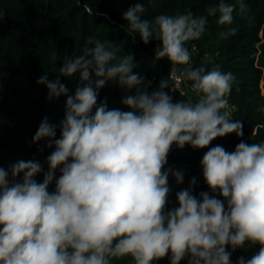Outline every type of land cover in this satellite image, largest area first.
<instances>
[{"label":"clouds","instance_id":"1","mask_svg":"<svg viewBox=\"0 0 264 264\" xmlns=\"http://www.w3.org/2000/svg\"><path fill=\"white\" fill-rule=\"evenodd\" d=\"M234 10L221 2L207 14L219 12L218 24L231 25ZM144 11L136 3L123 13L128 30L145 44L161 41L157 59L189 64L186 43L201 37L206 18L188 11L149 21ZM88 43L84 54L59 69L65 77L79 73L80 80L66 100L60 138L51 140L56 127L47 118L33 137L55 145L43 182L35 179L43 171L38 161L10 165L11 181L0 167V264H113L124 257L154 264L169 254L170 264L185 258L187 264H232L226 248L245 244L259 245V251L237 264H264V142L241 140L232 152L210 148L200 162L203 178L224 199L209 192L197 198L185 189L176 194L177 206L167 209L169 175L183 182L182 172L165 168L173 144L201 149L217 137L243 135L228 111L235 76L187 69L184 77L198 99L174 102L163 80L148 92L151 81L133 74L132 54L120 57L118 48L99 39ZM109 81L136 89L121 101L129 110H110L106 102L97 106L98 90ZM37 83L46 85L49 98L67 95L59 79L43 76ZM57 169L61 175L49 192Z\"/></svg>","mask_w":264,"mask_h":264},{"label":"trees","instance_id":"2","mask_svg":"<svg viewBox=\"0 0 264 264\" xmlns=\"http://www.w3.org/2000/svg\"><path fill=\"white\" fill-rule=\"evenodd\" d=\"M221 2L235 8L231 25L218 24L219 12L213 16L207 14L208 8H218ZM136 3L143 4L142 18L149 21L160 14L178 15L188 11L206 18L201 37L186 43L191 55L189 64H174L166 57L157 59L156 49L161 41L152 38L145 44L138 33L128 30L123 13ZM232 29L236 30L235 35L231 34ZM90 38L109 42L119 49L120 57L132 54L136 65L133 74L143 77L146 83L151 81L148 92L157 90L163 80L169 86L165 91L174 102H195L198 97L188 80L181 88L172 89L173 65L178 68L190 65L191 69H202L204 73L218 69L235 76L228 97L230 118L242 124L243 135L233 132L217 137L201 149L188 144L181 149L173 144L165 166L183 173L180 184L169 175L168 210L177 206L176 194L185 189L197 198L201 192H209L223 200L208 188L200 162L217 145L232 152L241 140L264 142V0H0V167L9 171L10 181V165L20 160H34L43 168L35 179L43 182L49 167L47 157L55 145L48 146L50 138L34 142L33 137L47 118L56 127V135L51 140L60 138L66 100L75 95L80 80L79 73L65 77L59 69L66 60L84 54L92 46L88 43ZM43 76L49 81L59 79L66 86L67 95L49 98L46 85L37 83ZM135 93V88L127 89L109 81L98 90L97 106L106 102L110 110L127 111L121 101ZM60 175L57 169L49 192L55 191ZM22 176L23 173L16 181ZM193 178L195 185L190 183ZM226 250L232 253V264H237L242 256L250 259L259 251V245L245 244L235 251L228 246ZM113 264H133V261L131 257H124L114 260ZM154 264H170V254ZM180 264H187V258Z\"/></svg>","mask_w":264,"mask_h":264},{"label":"built area","instance_id":"3","mask_svg":"<svg viewBox=\"0 0 264 264\" xmlns=\"http://www.w3.org/2000/svg\"><path fill=\"white\" fill-rule=\"evenodd\" d=\"M187 69H191V66L188 65L186 68H178L177 66L173 65L172 71H171V79H172V89H179L182 87V85L185 83L187 80L184 77V72ZM228 111L231 113V109L228 108Z\"/></svg>","mask_w":264,"mask_h":264}]
</instances>
